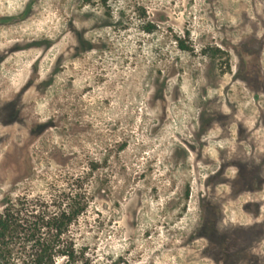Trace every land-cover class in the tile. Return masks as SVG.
<instances>
[{"label": "rangeland", "instance_id": "rangeland-1", "mask_svg": "<svg viewBox=\"0 0 264 264\" xmlns=\"http://www.w3.org/2000/svg\"><path fill=\"white\" fill-rule=\"evenodd\" d=\"M0 18V212L78 193L89 264L233 263L240 204L264 213V0H0ZM259 223L237 264H264Z\"/></svg>", "mask_w": 264, "mask_h": 264}, {"label": "trees", "instance_id": "trees-1", "mask_svg": "<svg viewBox=\"0 0 264 264\" xmlns=\"http://www.w3.org/2000/svg\"><path fill=\"white\" fill-rule=\"evenodd\" d=\"M78 196L62 192L53 210L47 205L37 211L5 207L0 212V264H89L69 232L86 208Z\"/></svg>", "mask_w": 264, "mask_h": 264}, {"label": "flooded vegetation", "instance_id": "flooded-vegetation-1", "mask_svg": "<svg viewBox=\"0 0 264 264\" xmlns=\"http://www.w3.org/2000/svg\"><path fill=\"white\" fill-rule=\"evenodd\" d=\"M6 18V17H5ZM5 18H0V20L5 19ZM236 159V158H235ZM234 165H237V163L235 162ZM262 169H260L259 171H261ZM258 171V170H257ZM256 188L254 189V187L252 186V184H245L243 185L239 190L234 191V197L239 195H244V194H248L250 193L253 194V192H257L260 188H262L263 185V181L262 179H256ZM260 187V188H259ZM235 200H232V204L235 203ZM262 201H252V200H245L240 204V210H239V215L236 216V219H239L237 221H235L238 224H234L232 227H229V234L233 235L235 238L239 239L240 241V247L237 249H234L233 252H231L232 254V258L231 261L233 263L231 264H237L235 259H234V255L235 253H237L238 251H249V246H248V240L251 237V234H253V225L252 222H260L259 225L261 224V226L256 227V231L255 235L258 236H262V234L264 233V229L262 227V224H264V213H263V206L261 205ZM236 206V205H235ZM241 214V215H240ZM246 215H249L250 220L252 222L249 221V225H245L243 224L244 219L246 218ZM223 218L222 214L219 215H215V217L213 218V222L218 225L219 220ZM242 221V222H241ZM258 229L260 230V232H257ZM219 261L223 262V259H219Z\"/></svg>", "mask_w": 264, "mask_h": 264}]
</instances>
